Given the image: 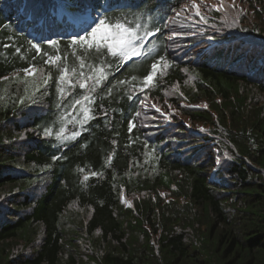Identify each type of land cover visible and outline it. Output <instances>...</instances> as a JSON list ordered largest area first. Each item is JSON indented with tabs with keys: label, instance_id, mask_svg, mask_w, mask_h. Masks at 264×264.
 Here are the masks:
<instances>
[{
	"label": "trees",
	"instance_id": "1",
	"mask_svg": "<svg viewBox=\"0 0 264 264\" xmlns=\"http://www.w3.org/2000/svg\"><path fill=\"white\" fill-rule=\"evenodd\" d=\"M75 1L96 16L90 26L107 11L159 31L142 58L120 64L71 46L84 31L57 24L58 0H0V264H264V0H196L207 24L192 0ZM49 55L62 59L51 65ZM161 55L166 67L140 93ZM81 56L108 73L82 129L72 101L84 92L61 96L56 83L58 65L78 67Z\"/></svg>",
	"mask_w": 264,
	"mask_h": 264
},
{
	"label": "snow or ice",
	"instance_id": "2",
	"mask_svg": "<svg viewBox=\"0 0 264 264\" xmlns=\"http://www.w3.org/2000/svg\"><path fill=\"white\" fill-rule=\"evenodd\" d=\"M221 5L224 3V0H220ZM234 4V0H233ZM96 8H102L104 5H101L97 3L95 5ZM108 7H111L109 4ZM188 5H185L184 8H187ZM191 7L195 9V16L199 17V22H203L205 24L208 23L207 19L204 15L201 14V10L199 7V4L196 3V0H192ZM184 8L180 9V11H183ZM211 10V9H209ZM180 11L176 13L177 16L180 15ZM216 11H224L222 7H217ZM54 23V22H53ZM224 24H228L229 20L227 18V15L225 16L223 20ZM230 26H236V20L233 18L231 21ZM143 31V35H141V32ZM159 29L153 28V29H146L144 26L139 22V19L135 21H128L126 18L116 19L113 20L109 17L107 11L103 12L99 15V17L94 21V25L90 26L89 29L84 30L83 35H77L74 36L71 40V46L73 47H80L81 45L84 46L85 52H87L89 49H92L93 51L97 52L98 54L101 53V50H103V55L115 58L120 64L126 63V62H135L136 59L142 58L145 53V45L148 42L149 38L154 35L156 32H158ZM99 37V39H97ZM208 39H213V37L209 36ZM91 40V43H90ZM50 48L59 50V44L60 41L57 39H49L47 41ZM28 44L32 49L35 50L36 53L41 52V45L34 42L33 40H28ZM5 47H8V45H5ZM17 52L20 51L19 48L16 49ZM62 58L60 55H49L45 61V63L51 64V65H57V61H60ZM164 56H160L158 61H154L150 65L149 72L143 76L141 82H140V93H145V90L151 87L155 80L158 77V74L162 72L163 68L166 67V64L164 63ZM109 67H111L109 65ZM22 71L25 73V76L34 75L38 69L37 67L32 64L24 69ZM185 71H187L185 69ZM58 79L56 81L58 86V92L61 94V96L64 93L65 87L74 90L75 88L79 87L84 94L81 95L79 98L72 101L73 107L79 106V110L81 112V118L78 120V126L79 128H85L87 124L92 120L95 119V110L93 108V105H96L97 97L92 95V93H95L96 89L102 84L103 81L107 79L108 73L106 72V69L103 65L97 66L96 64H88L84 57L81 56L78 58V67H70L68 65H58ZM3 79H7V77H3ZM51 79V76H45L43 79V83L47 85L48 81ZM137 78L135 76L132 77V80H136ZM91 81V83H89ZM119 84H126V81H118ZM136 91L135 85L132 86L131 91L129 92V98H132V93ZM107 93L111 92V86H109L106 90ZM148 97L146 94L138 97V104L144 105L147 101ZM23 101H21L22 103ZM150 107L155 110V112L163 113L161 112V108L157 107L155 103L151 104ZM206 107V105H205ZM98 109V106H97ZM145 118H147V112L144 113ZM105 116H107V113L105 112ZM141 112L136 111L134 113V117H140ZM155 119V117H152ZM170 119V117H168ZM138 125L135 121V119L130 118L128 121V132L129 134L132 133V130L136 128ZM52 128L48 127L47 125L42 129V132L45 136H51L52 135ZM200 131H205L204 129H200ZM65 129L61 127L59 129V132L56 135L57 140H67L69 139L64 135ZM81 133L79 130L72 132V139H75L78 135ZM115 143V141L113 142ZM154 151V150H153ZM114 153L110 154L107 157L108 162L110 163L112 160ZM228 159H231L232 157L228 155L227 152L223 154ZM61 157L53 156V160L60 159ZM217 163H219V157L217 158ZM83 171V169H81ZM99 173L93 171L89 174H86L83 176L84 181H88L90 176H98ZM124 203H128L127 200L124 201ZM130 206V205H129Z\"/></svg>",
	"mask_w": 264,
	"mask_h": 264
},
{
	"label": "rangeland",
	"instance_id": "3",
	"mask_svg": "<svg viewBox=\"0 0 264 264\" xmlns=\"http://www.w3.org/2000/svg\"><path fill=\"white\" fill-rule=\"evenodd\" d=\"M58 2L61 4V7H60V12H59L60 16L57 17V18H59V21L57 22V24L62 26L63 28L66 25L72 26L73 24H76L78 22L80 23V20L81 21H88V20H93L94 18H96V16H94V14H92V13L81 14L79 12L80 6H79V4H77L78 2L75 0H68V2H69L68 5H66L65 3H63L62 1H59V0H58ZM71 17H72V21H70ZM63 19H65V22H62ZM71 23H73V24H71ZM85 26H86V22L81 27H85ZM207 49H208V46L199 47L195 50V53L197 55H201ZM163 115L167 118L168 122H171V120L168 118L169 116L167 114H163ZM184 124H185V121H184ZM196 129H198V128H196ZM123 198H124V200L128 201V203H127L128 205L132 204L131 198H129L128 195H126L125 193L123 194Z\"/></svg>",
	"mask_w": 264,
	"mask_h": 264
},
{
	"label": "bare ground",
	"instance_id": "4",
	"mask_svg": "<svg viewBox=\"0 0 264 264\" xmlns=\"http://www.w3.org/2000/svg\"><path fill=\"white\" fill-rule=\"evenodd\" d=\"M69 11V10H68ZM70 21H72V17L70 18ZM85 22L86 21H81L80 20V23L78 22V24H79V26L81 27V26H83L84 24H85ZM71 24H73V23H71Z\"/></svg>",
	"mask_w": 264,
	"mask_h": 264
}]
</instances>
